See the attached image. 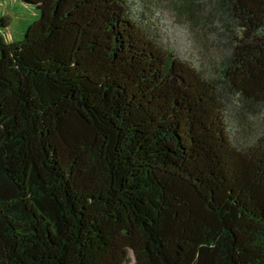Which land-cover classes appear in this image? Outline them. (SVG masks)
<instances>
[{
    "label": "trees",
    "instance_id": "obj_1",
    "mask_svg": "<svg viewBox=\"0 0 264 264\" xmlns=\"http://www.w3.org/2000/svg\"><path fill=\"white\" fill-rule=\"evenodd\" d=\"M140 1L225 41L215 78L133 0H0V264H264V0Z\"/></svg>",
    "mask_w": 264,
    "mask_h": 264
},
{
    "label": "rangeland",
    "instance_id": "obj_2",
    "mask_svg": "<svg viewBox=\"0 0 264 264\" xmlns=\"http://www.w3.org/2000/svg\"><path fill=\"white\" fill-rule=\"evenodd\" d=\"M146 3L133 0L132 10L137 19L140 15L152 21L151 29L157 34L158 43L166 50L172 52L181 60L192 65L206 78L216 77L217 64L225 52V41L218 38V34L209 26H191L186 20L178 18L169 9L165 2H160L154 8V16L146 9ZM11 11V10H10ZM12 12V11H11ZM10 29L23 33L28 26L36 21V16L28 7H17L10 15ZM229 119V115H226ZM231 133L234 135L235 125L229 119ZM129 264H135L134 257L130 253Z\"/></svg>",
    "mask_w": 264,
    "mask_h": 264
}]
</instances>
